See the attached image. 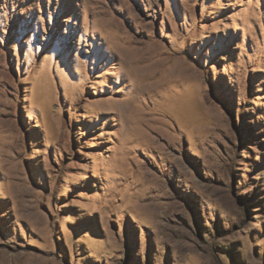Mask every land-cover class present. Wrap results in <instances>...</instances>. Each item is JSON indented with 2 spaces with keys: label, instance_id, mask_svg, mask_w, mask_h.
Returning <instances> with one entry per match:
<instances>
[{
  "label": "rangeland",
  "instance_id": "1",
  "mask_svg": "<svg viewBox=\"0 0 264 264\" xmlns=\"http://www.w3.org/2000/svg\"><path fill=\"white\" fill-rule=\"evenodd\" d=\"M0 264H264V0H0Z\"/></svg>",
  "mask_w": 264,
  "mask_h": 264
}]
</instances>
